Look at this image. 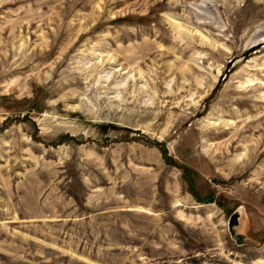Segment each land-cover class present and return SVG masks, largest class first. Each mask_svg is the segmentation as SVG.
Instances as JSON below:
<instances>
[{
	"label": "rangeland",
	"instance_id": "rangeland-1",
	"mask_svg": "<svg viewBox=\"0 0 264 264\" xmlns=\"http://www.w3.org/2000/svg\"><path fill=\"white\" fill-rule=\"evenodd\" d=\"M0 264H264V0H0Z\"/></svg>",
	"mask_w": 264,
	"mask_h": 264
},
{
	"label": "water",
	"instance_id": "water-1",
	"mask_svg": "<svg viewBox=\"0 0 264 264\" xmlns=\"http://www.w3.org/2000/svg\"><path fill=\"white\" fill-rule=\"evenodd\" d=\"M239 220H240V212L239 211L234 212L229 219V230H230L232 236L235 235V232H236L235 229L239 225Z\"/></svg>",
	"mask_w": 264,
	"mask_h": 264
}]
</instances>
